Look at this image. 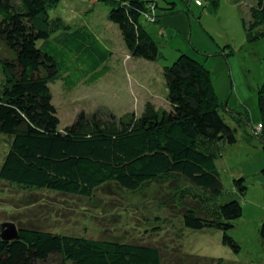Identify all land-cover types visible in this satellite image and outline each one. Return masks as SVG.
Here are the masks:
<instances>
[{
	"label": "trees",
	"instance_id": "16d2710c",
	"mask_svg": "<svg viewBox=\"0 0 264 264\" xmlns=\"http://www.w3.org/2000/svg\"><path fill=\"white\" fill-rule=\"evenodd\" d=\"M61 1L0 0V134L10 140L0 180L28 192L86 199L109 186L136 193L170 181V199L182 211L184 227L221 230L224 245L240 253L229 232L243 217V204L238 199L222 202L225 187L217 160L227 144L238 142L242 120L228 112L235 125L227 122L211 71L181 53L163 68L166 108L148 100L142 114L131 111L118 117L103 108L82 111L62 131L50 83L64 79L71 88L76 79L92 81L110 72L107 62L115 52L91 25L75 26L53 16ZM98 2L110 5L108 20L119 27L132 57L160 59V46L142 22L158 21V0ZM165 10L175 13L176 4ZM250 11V21L243 24L248 40L255 42L264 36V0H256ZM227 50L223 52L230 56ZM259 99L264 113V87ZM261 172L264 176V168ZM233 184L240 198L247 195L245 177ZM17 221L9 219L19 228L17 240L0 237V264H165L157 246L54 233ZM260 235L264 239V221ZM201 258L203 264L214 261Z\"/></svg>",
	"mask_w": 264,
	"mask_h": 264
},
{
	"label": "rangeland",
	"instance_id": "374dc122",
	"mask_svg": "<svg viewBox=\"0 0 264 264\" xmlns=\"http://www.w3.org/2000/svg\"><path fill=\"white\" fill-rule=\"evenodd\" d=\"M202 2L199 6L194 0H158L154 11L158 21L142 20L162 53L152 62L130 55L119 27L108 20L110 5L98 0H62L52 15L63 16L75 26L91 25L115 55L107 62L110 72L89 82L76 79L71 88L59 79L50 83V88L63 131L82 111L93 113L103 108L118 117L131 111L142 114L148 100L166 108L164 66L172 65L181 53L205 64L224 103L227 122L235 125L228 112L242 120L238 142L227 144L217 160L225 187L222 202L238 199L243 204V217L229 232L240 244V253L224 245L221 230L184 227L183 213L170 199L174 187L170 181L152 183L136 193L109 186L86 199L50 191L28 192L0 180V225L13 218L54 233L157 246L163 250L165 264H203L201 257L214 259L212 264H264L260 235L264 221V113L259 99L264 87V36L250 42L243 24L250 21L256 0ZM173 3L175 13L165 10ZM224 47L232 51L230 56L223 52ZM9 141L0 134V168ZM241 177L249 186L243 198L235 193L233 184Z\"/></svg>",
	"mask_w": 264,
	"mask_h": 264
},
{
	"label": "water",
	"instance_id": "95a60500",
	"mask_svg": "<svg viewBox=\"0 0 264 264\" xmlns=\"http://www.w3.org/2000/svg\"><path fill=\"white\" fill-rule=\"evenodd\" d=\"M0 237L5 241H14L19 237V228L13 222H5L0 225Z\"/></svg>",
	"mask_w": 264,
	"mask_h": 264
},
{
	"label": "crops",
	"instance_id": "0c3cea01",
	"mask_svg": "<svg viewBox=\"0 0 264 264\" xmlns=\"http://www.w3.org/2000/svg\"><path fill=\"white\" fill-rule=\"evenodd\" d=\"M261 175H262V172H261ZM264 219V218H263Z\"/></svg>",
	"mask_w": 264,
	"mask_h": 264
}]
</instances>
